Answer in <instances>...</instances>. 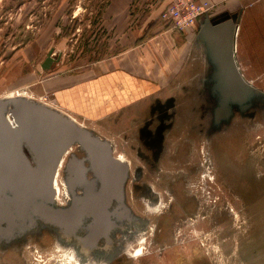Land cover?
Instances as JSON below:
<instances>
[{
	"label": "rangeland",
	"instance_id": "rangeland-1",
	"mask_svg": "<svg viewBox=\"0 0 264 264\" xmlns=\"http://www.w3.org/2000/svg\"><path fill=\"white\" fill-rule=\"evenodd\" d=\"M164 43L185 55L181 68L126 115L90 124L53 104V76L135 55L156 68ZM50 49L59 59L43 71ZM14 100L73 118L126 173L109 229L89 242V215L58 214L100 186L74 141L46 188L6 193L0 264H264V0H0L7 118Z\"/></svg>",
	"mask_w": 264,
	"mask_h": 264
},
{
	"label": "water",
	"instance_id": "water-1",
	"mask_svg": "<svg viewBox=\"0 0 264 264\" xmlns=\"http://www.w3.org/2000/svg\"><path fill=\"white\" fill-rule=\"evenodd\" d=\"M58 59L50 49L41 64L42 70L48 71ZM3 115L0 105V211L7 215L6 193L14 201L31 196L51 174L60 148L68 139L76 136L94 147L97 145L59 115L32 103H15L10 115L15 129L8 128ZM97 150L105 161L106 179L100 189L106 195L121 178L122 169L111 160L106 147Z\"/></svg>",
	"mask_w": 264,
	"mask_h": 264
},
{
	"label": "crops",
	"instance_id": "crops-1",
	"mask_svg": "<svg viewBox=\"0 0 264 264\" xmlns=\"http://www.w3.org/2000/svg\"><path fill=\"white\" fill-rule=\"evenodd\" d=\"M163 47L165 53L157 60L156 68L147 69L144 66L141 70L139 65L143 59L135 55L126 65H116L104 72L95 71L92 76H53L51 83L56 88L53 92V104L74 119L79 118L90 124H99L126 115L139 102L151 99L168 87L169 80L166 76H173V72H178L181 68L185 55L171 49L175 48L174 44L170 46L169 43H164ZM178 48L181 51L182 46ZM151 73L152 78L149 79L148 75ZM172 264H185V261L183 263L174 260Z\"/></svg>",
	"mask_w": 264,
	"mask_h": 264
},
{
	"label": "bare ground",
	"instance_id": "bare-ground-1",
	"mask_svg": "<svg viewBox=\"0 0 264 264\" xmlns=\"http://www.w3.org/2000/svg\"><path fill=\"white\" fill-rule=\"evenodd\" d=\"M15 103H18V102H22V103H26V104H30V103H27V102H24L22 100H14ZM33 105V104H32ZM35 105V104H34ZM36 106V105H35ZM40 107V106H38ZM40 108H43V107H40ZM43 109H46V108H43ZM47 111H50L52 113H55L56 115H59L60 117H62L63 119H65L66 121H68V123H70L73 127H75L77 130H80L82 131V135L83 137H85V139H88L89 141H92L91 143H96V145H100V142H98L96 139H92V137H90V135L88 134V132L82 128L79 127V123L77 125V123L75 122V120L73 118H68V117H63L61 116L60 114L61 113H57V112H53L49 109H46ZM3 116H4V121L6 123V125L8 126L9 129H15V124L11 118V113H9V118L6 117V112L4 111L3 112ZM74 141H78L80 144L86 146L88 149L90 150H93L95 147L92 145V144H89V142L87 143L86 141L76 137V136H73L71 139H68L60 148V152H59V155H58V158L55 162V165L52 169V172L50 175L47 176L46 179H44L40 184H38L37 188L41 187L43 184H45V188L51 184V181H52V178H53V175L55 173V170H56V166H57V163H58V159L60 158V156L65 153L66 149L74 142ZM104 147V146H103ZM68 150V149H67ZM118 167H121L122 169V175H121V178L118 179V181L115 183V185L119 186L121 184V182L124 180V175H125V172H126V167L122 166L121 165V162L118 161L117 159H114L112 160ZM102 169H103V172L105 171L106 172V166H102ZM35 189V188H34ZM54 192V191H53ZM90 195H89V198H87L85 200V202H82L80 203V200H74V204H76L74 207H71V210H65V211H60L58 214L59 216L62 218V220L64 222H68L72 219V216H74L73 214H75V218L77 219L76 221H78V219H81L82 217L84 216H88L91 217V226H90V231H91V234H89L91 237L89 239V242H95L96 240H98L97 238L102 234V233H105L106 230H108L109 228L107 227V229L105 228L104 231L100 232L98 230V224H99V219H98V214L96 212V209L94 207V204H93V201L94 200V194H92V192H88ZM53 194V193H52ZM113 194V193H112ZM55 196V195H54ZM113 196V195H112ZM55 199V197H54ZM47 200V199H46ZM51 200H53L51 198ZM50 200V201H51ZM80 203V204H78ZM70 208V207H69ZM51 209V208H50ZM51 211V210H50ZM77 214H79L80 216H77ZM52 215V214H51ZM6 217L7 215H3L2 211H0V222L3 221V220H6ZM61 220V219H59ZM75 221V220H74ZM66 224V223H65ZM111 224H108V226H110ZM65 226V225H64ZM72 226V225H71ZM73 227V226H72ZM67 228V227H66ZM108 233V232H107ZM107 235V234H106ZM105 235V237H106ZM88 238V237H87ZM100 239V238H99ZM86 240V239H85ZM96 243V242H95ZM90 247V246H89ZM137 252V251H136ZM140 254V253H138Z\"/></svg>",
	"mask_w": 264,
	"mask_h": 264
},
{
	"label": "flooded vegetation",
	"instance_id": "flooded-vegetation-1",
	"mask_svg": "<svg viewBox=\"0 0 264 264\" xmlns=\"http://www.w3.org/2000/svg\"><path fill=\"white\" fill-rule=\"evenodd\" d=\"M90 137H92V136L90 135ZM92 139H96V138L92 137ZM97 141L100 142V145H97V147H95L93 150L88 149L84 145H83V147H85V149L89 153V156H90L91 161H92V165L95 167V173H96L97 177L99 178V182H100L99 188L96 191H92V194L95 195L94 200H92V201H93L94 207L96 209V212L98 214V219H99L98 230L100 232H102L108 226L109 222L112 219L113 215L111 214V211L109 210V208L111 207V205L114 201L119 199V195L121 194L122 185L124 183V180L121 182V184L119 186L114 185L112 187L111 191L108 194L104 195L102 189H100V188L104 185L105 179H106V172L105 171L103 172V169H102V166H105V161H103L101 153L97 150V148L104 146L108 149L109 153H113V151H112V148H109L107 144L101 143V141H99V140H97ZM110 158H111V155H110ZM114 159L111 158V160H114ZM187 242L190 243L189 241H187Z\"/></svg>",
	"mask_w": 264,
	"mask_h": 264
},
{
	"label": "built area",
	"instance_id": "built-area-1",
	"mask_svg": "<svg viewBox=\"0 0 264 264\" xmlns=\"http://www.w3.org/2000/svg\"><path fill=\"white\" fill-rule=\"evenodd\" d=\"M174 15H175V16H170V17H172L173 22L176 21V19H178V17H179L177 12H175ZM170 17H168V18H170ZM162 18L165 19V18H166V15H162ZM181 24H182V23H177V24H175L174 26H175V28H177V27H180ZM176 26H177V27H176Z\"/></svg>",
	"mask_w": 264,
	"mask_h": 264
}]
</instances>
